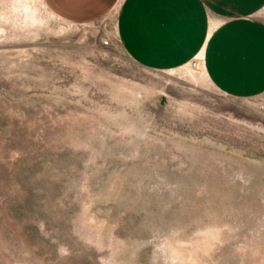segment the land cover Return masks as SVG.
<instances>
[{"label": "rangeland", "instance_id": "rangeland-1", "mask_svg": "<svg viewBox=\"0 0 264 264\" xmlns=\"http://www.w3.org/2000/svg\"><path fill=\"white\" fill-rule=\"evenodd\" d=\"M119 4L0 0V264H264V93L139 66Z\"/></svg>", "mask_w": 264, "mask_h": 264}, {"label": "crops", "instance_id": "crops-1", "mask_svg": "<svg viewBox=\"0 0 264 264\" xmlns=\"http://www.w3.org/2000/svg\"><path fill=\"white\" fill-rule=\"evenodd\" d=\"M71 23L103 20L119 4L117 36L124 53L151 71H170L201 58L221 93H264V0H43Z\"/></svg>", "mask_w": 264, "mask_h": 264}, {"label": "built area", "instance_id": "built-area-1", "mask_svg": "<svg viewBox=\"0 0 264 264\" xmlns=\"http://www.w3.org/2000/svg\"><path fill=\"white\" fill-rule=\"evenodd\" d=\"M193 61V60H192ZM193 66L195 67V68H197L198 67V64L197 63H193Z\"/></svg>", "mask_w": 264, "mask_h": 264}]
</instances>
